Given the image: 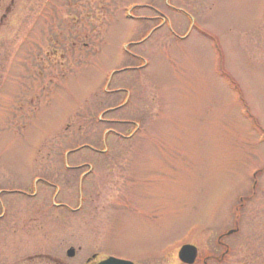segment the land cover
<instances>
[{"label":"rangeland","instance_id":"obj_1","mask_svg":"<svg viewBox=\"0 0 264 264\" xmlns=\"http://www.w3.org/2000/svg\"><path fill=\"white\" fill-rule=\"evenodd\" d=\"M168 4L193 22L167 0H0V264H80L65 253L89 239L204 264L235 227L218 264H264V0ZM54 187L89 216L45 215Z\"/></svg>","mask_w":264,"mask_h":264},{"label":"flooded vegetation","instance_id":"obj_2","mask_svg":"<svg viewBox=\"0 0 264 264\" xmlns=\"http://www.w3.org/2000/svg\"><path fill=\"white\" fill-rule=\"evenodd\" d=\"M169 1L170 0H167V8H170L172 10H176L178 12H181L182 15H184L188 19L191 18L186 13H184V12H182L180 10L174 9L173 7L169 6V4H168ZM152 11H155V10H152ZM161 16H162V18L159 19V24L165 25L166 23H168V24L170 23V21L168 20L167 17H165L163 15H161ZM151 20H152V18H151ZM0 21H2V19ZM171 33L176 38H178V36L174 33V31H172ZM152 34H154V32ZM92 151L94 153L100 154L102 156H107L108 155V152H109V150L106 147V145L101 150H94V149H92ZM78 168L85 169V172L82 173L81 176H80L82 182L85 181V180H87V179H89L94 174V172L97 170V168H95V166H93L92 164H89V163H84V164H81V165H78V166H74V167L68 165V167L66 169H67V171H70V170H74V169H78ZM37 181H41V180H37ZM41 182H43V183L46 184L45 181H41ZM55 189H56V191H55V193H54V195L52 197V203H51L50 208H44V209H47V211L45 212V215H47L48 212L49 213L52 212L53 210L54 211H63V212L64 211H67V212H70V213L81 210V212H84L86 215L89 216L91 210L88 208V206H85V205H87V201H85L83 203L84 204V205H82L83 207L81 206V207H78L77 209H71V208L66 207V206H64L62 204H55L54 202H55L56 198L59 195V190L57 188H55ZM34 195H36V193H33L30 197H34ZM4 217H5V212H4L3 208H2V210L0 212V220H3ZM89 220H94V218L93 219H89ZM87 222H90V221H87ZM91 222H93V221H91ZM41 226L37 223V220L34 219V218H29V220H28L27 223L20 224V232L21 233L23 232L26 235L24 237L27 238L26 240H24V242H25L26 245H28L30 242L34 241V237L36 236L37 231L41 229ZM43 227L46 228V224H44ZM48 229H51V228H48ZM229 231L230 230H228L227 232H229ZM46 233L48 234L49 233V230H48V232L46 230ZM231 235H233V234H231ZM20 237H23V235L21 236V234H20ZM223 237H224V235H220L217 238V241H218V246L221 247V248H223L224 249V252L222 254H220L219 256L209 255V256H207L205 258L203 257L202 258V260H203L202 262L204 264H208V263H211V262H214V264H218V263H221L223 260H225V256L229 252V250H228L229 247L226 244H223L221 242V240L223 239ZM93 242H94L93 239L92 240L89 239L88 242H87L88 243L87 245H84V246L79 245L76 248V250H75L74 247H70L69 249H71V251L73 252V256H71L70 258H67V259H69V260L75 259V258H77L78 253H79L81 255H84V259L81 261L80 264H99L100 262H103V261H105L108 258L119 259V260H123V261L130 262L132 264H142V262L144 264L151 263L152 256H150L147 253H145L144 255H142L140 257H137V258L136 257H133V256H130V257H120V256H116L114 254L103 253V250L101 249V246H100L101 243L99 241L97 243L95 242L96 243V246H90ZM33 243L35 244V242H33ZM94 247H96L95 250L91 251ZM28 249L29 250H35L34 248H31V247L28 248ZM28 249H27V251H29ZM20 254H23V252H21V250H20ZM199 257H200V253H199V251L197 249V255H196V260H195L194 264L196 263L197 260H199ZM41 258L44 259V260H46L48 262V264H57L58 263L57 262V259L55 257H53L52 255L37 254V253H33V254L30 253V255H28V257H26L25 259L22 258L20 260V263H23V264H34L36 262H39V260H37V259H41Z\"/></svg>","mask_w":264,"mask_h":264},{"label":"water","instance_id":"obj_3","mask_svg":"<svg viewBox=\"0 0 264 264\" xmlns=\"http://www.w3.org/2000/svg\"><path fill=\"white\" fill-rule=\"evenodd\" d=\"M230 233L231 232H229L228 234ZM67 256L68 257L73 256L72 251H68ZM195 258H196V249L192 246H183L178 252V259L182 264H193ZM100 264H131V263L109 258L108 260Z\"/></svg>","mask_w":264,"mask_h":264}]
</instances>
